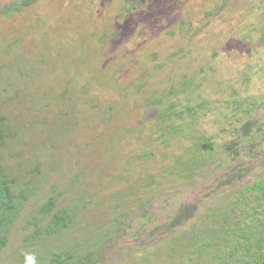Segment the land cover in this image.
I'll use <instances>...</instances> for the list:
<instances>
[{
  "label": "rangeland",
  "instance_id": "rangeland-1",
  "mask_svg": "<svg viewBox=\"0 0 264 264\" xmlns=\"http://www.w3.org/2000/svg\"><path fill=\"white\" fill-rule=\"evenodd\" d=\"M21 1L0 0V172L26 197L0 264H264L221 234L264 224V0ZM49 199L73 217L54 237Z\"/></svg>",
  "mask_w": 264,
  "mask_h": 264
},
{
  "label": "trees",
  "instance_id": "trees-1",
  "mask_svg": "<svg viewBox=\"0 0 264 264\" xmlns=\"http://www.w3.org/2000/svg\"><path fill=\"white\" fill-rule=\"evenodd\" d=\"M32 0H26V1H21V6L23 7H30L32 5ZM11 7L8 8V10ZM15 12L16 11H20L19 7H15ZM248 128L250 129V126H248ZM5 139V134H4V130L0 127V151H1V145H3V140ZM203 150H212V147L210 145H204L203 146ZM1 169V167H0ZM2 172V173H1ZM0 172V252L2 250H4L9 242V228L13 226L14 222L17 220V217L19 215V211L21 210L24 202L26 201V197L21 196V201L20 204L17 206L16 205V201L14 198V192L15 189L13 187L14 182L12 180H6L3 171ZM248 190H250V193L252 192H257V194L260 196L261 199V203H263L264 205V183H258L255 186L249 188ZM56 207V201L55 199H49V201L46 203L44 210L42 212L43 218H52L50 219V221L47 224V236L48 237H54V236H58V235H62L64 233H66L70 226L73 223V217L68 215L66 211H61L58 213H54L52 215V213L54 212V209ZM191 214L192 211L189 210H185L184 212H182L181 215L178 216V218L176 219V222L174 223L173 227H179L181 226L185 221H188L190 219L188 214ZM263 214H264V210H263ZM264 216V215H262ZM254 219V217H253ZM257 225H253L254 230H256L257 233H254L251 231L250 228H245L243 229H239L235 228L238 223L233 225H228L225 224L224 226H221L224 231L221 232V234H225L226 235V239L227 241H229V237L232 236L235 237L234 240L236 239H240L241 242H244V240H249L251 238V235H253V237L257 238V243H262L264 242V224L260 223L262 222V219H258ZM181 223V224H180ZM178 224V225H177ZM180 224V225H179ZM232 229H235L233 231H231ZM237 233L240 236H237ZM237 236V238H236ZM255 246V245H254ZM262 245H258V249L257 250H261ZM242 247V244L238 243L235 241L233 245L230 244V246H227L226 249L229 251V255L232 256L233 259H235V256L240 252V249ZM248 250H245L244 253H246V258L247 259H251L250 256L247 255ZM93 255H90L89 257H91ZM255 256V255H253ZM261 256H264V252L261 250ZM51 263L52 264H75V263H71V261L73 260L72 256L67 257L66 261H61V258L59 256V254L57 253H53L51 255ZM83 257H78L77 258V263L79 264H83ZM87 259L89 260V258L87 257ZM247 262H250L249 260H246ZM264 261V258H263ZM21 264H23V261L21 262ZM252 264H256V263H252Z\"/></svg>",
  "mask_w": 264,
  "mask_h": 264
},
{
  "label": "clouds",
  "instance_id": "clouds-1",
  "mask_svg": "<svg viewBox=\"0 0 264 264\" xmlns=\"http://www.w3.org/2000/svg\"><path fill=\"white\" fill-rule=\"evenodd\" d=\"M23 264H41V260L34 251L22 252Z\"/></svg>",
  "mask_w": 264,
  "mask_h": 264
}]
</instances>
